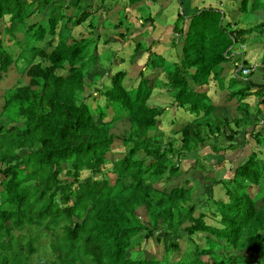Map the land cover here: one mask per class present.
<instances>
[{"label": "trees", "instance_id": "16d2710c", "mask_svg": "<svg viewBox=\"0 0 264 264\" xmlns=\"http://www.w3.org/2000/svg\"><path fill=\"white\" fill-rule=\"evenodd\" d=\"M89 1L0 0L4 21L0 74L17 65L26 78L1 94L0 264H264V113L256 118L261 108L254 106L251 114L249 104L241 101L251 94L245 79L233 90L231 84L226 87L231 88L226 99L238 101L235 116L214 115L215 105L207 95L209 80L222 83L231 45L242 42L256 26L264 33V20L253 29L235 28L213 7L177 12L170 40L176 60L150 51L148 43L142 64L163 72L164 81L150 79L136 68L137 79L130 82L127 70L110 72L114 50L105 47L96 53L99 40L103 46L110 40L106 33L94 31L97 22L91 21L95 11ZM137 1L141 0H127ZM143 1L148 5L153 0ZM238 9L264 14V0H239ZM43 10L44 17L37 18ZM30 16L33 19L25 24ZM185 17L188 22L183 27ZM87 20L90 35L71 33ZM122 21L118 15L112 28ZM147 21L151 30L150 16L140 23ZM99 22L108 29L106 18ZM121 31L116 33L125 38L133 28ZM46 35L48 40L38 45ZM8 42L19 51L13 54ZM132 42V50L119 58L129 65L143 49L141 42ZM104 49L110 51L107 56ZM257 54L261 61L264 47ZM35 57L40 61L33 62ZM102 57L108 66L105 84L100 80L103 74L86 71ZM240 63L241 73L248 63ZM87 72L96 82L87 81ZM240 73L232 74L233 83L239 82L235 79ZM159 86L166 89L171 108L194 115L173 128L167 139L157 132L163 108L148 101L152 88ZM84 87L92 91L84 94ZM255 91L262 95L261 88ZM92 94L99 95L102 103L95 97L94 106L87 103L84 99ZM259 101L264 105V98ZM116 123L123 127L114 132ZM239 134L249 152L235 168L218 176L216 167L231 166L236 157L227 151L229 145H235L233 152H241L242 146L234 140ZM247 136L256 146L250 148ZM114 142L124 150L109 159ZM205 144L210 147L206 155L216 166L193 162L190 171L182 170L178 161ZM82 171L86 173L81 175ZM196 171L203 174V182L195 177ZM216 186L225 200L214 198ZM250 186L256 188L252 195ZM202 208L217 217L219 226L204 221ZM193 235L201 236L203 244L195 243ZM180 239L188 244L181 247ZM148 240L161 244L159 257L142 255L141 242Z\"/></svg>", "mask_w": 264, "mask_h": 264}, {"label": "rangeland", "instance_id": "374dc122", "mask_svg": "<svg viewBox=\"0 0 264 264\" xmlns=\"http://www.w3.org/2000/svg\"><path fill=\"white\" fill-rule=\"evenodd\" d=\"M195 1L196 0H153L152 2H150V4L143 5L144 4L143 0L137 1L133 4L128 3L127 0H117L115 2H112L109 0V1H106V3H104L103 5H100L99 0H90L89 1L90 6H91L90 10L95 11L94 18L91 19V21L97 22V25H96V28L94 31L98 32L100 34L106 33L108 35L109 40H110V42L108 44H105L104 46L102 43H100V40H99L98 44H97L96 53H99L101 51V49L105 48V47L106 48L109 47L108 48L109 50H111V49L114 50L115 53H114L113 57L110 59V63L108 64L109 70H110V72H113V71L118 70V69L127 70V76L126 77L128 78V80L130 82H133L135 79H137V70L138 69H136V68H141V70L143 71V74L147 75V77H149L150 79L158 78V80L164 81L163 72L155 70L157 68L153 69L154 67L151 68L153 70H149L148 68H145V66H143L145 56L148 55V52L145 49H148L147 46L150 44V46H151L150 51L156 52V53L160 54L162 57H164L165 59H167L168 61L174 62L176 60L175 50L173 49L172 46H170V42H169V40H171V38H172L173 33L171 34V36L169 38H168L169 35L165 36L164 33H166V32L168 33L167 30L171 28L172 23L175 20L174 19L175 18V8L177 9V12L179 14H181L182 12L185 14H189L195 8V7H193V5L198 3L197 2L198 0L196 1V3H195ZM214 1H216V3L218 4V1H221V0H214ZM175 5L177 7H175ZM103 6H106V7L103 8ZM248 6H249V3H248ZM233 7L234 8H232V9L229 8L230 13H236V11H235L236 8H235V6H233ZM221 8L223 9V6H221ZM248 8L249 7H246V9H248ZM136 9H138L139 11ZM118 10H122V12L121 13L119 12L120 14H118L117 13ZM45 11L46 10H43L39 14H36V17L38 18V16H39L40 18H43ZM68 12H69V10H65V13H68ZM123 14L126 16V19H125V17H123L124 16ZM118 15H119L120 19L123 20L122 25L114 30L112 28V25L117 23ZM149 16L152 18L151 30L148 27L150 25L148 21L145 24L141 25L142 21L144 19L148 18ZM32 17L33 16H30L27 19H25V24L30 23L31 20L33 19ZM102 18H106L109 21V23L106 24V27L108 29H105L103 26L100 25L99 21ZM236 20H237L236 26H238V27H250L253 29L256 24H258L260 21L264 20V14L260 10H259V12L257 10H255L253 12H250L248 10L246 12H241L239 14V17ZM88 21L89 20L85 21L83 23V25L74 26L72 28L71 33L75 36H80V35L84 36V35L88 34L90 32L89 31L90 28L87 27ZM3 22H4L3 20H0V27L2 26L1 24ZM110 23H112V24H110ZM131 27L133 28V31L129 32L125 38H121L116 33L117 31L122 32L121 31L122 28L123 29L126 28L127 31H129ZM183 27H184V25H183ZM253 32L256 33L254 36H253ZM253 32H249L250 34H247V36H252V37H246L245 41H247V42L254 41V43L252 44L253 46H255L257 44L255 42H260V45L264 46V33L260 32L258 30L257 26L255 27V29H253ZM159 34H161L160 37H159ZM89 35H90V33H89ZM173 35H175V33ZM0 36H1V34H0ZM17 37L18 38L21 37L20 33H17ZM48 38H49V36L46 35L44 40L37 42V44L41 45L42 43L45 42V40H48ZM157 38H159V39L162 38V39L157 43V41L159 40V39L157 40ZM166 39H167V41H166ZM132 40L139 41V44L141 42V48H143V49H139L137 51V56L134 57L133 59L131 58L132 63L133 62L134 63L132 65L131 64L129 65L126 60L122 61L119 58L125 57L132 50V47H133ZM7 46H8V49L13 54L15 52L19 51V48H17L15 45L11 44L10 42L7 43ZM231 47L235 48L236 44H232ZM103 53L105 54V56H107L108 53H110V51L105 50ZM128 57H130V56L128 55ZM103 58L104 57H102L100 59L97 58L95 61L90 63L88 65L86 71L93 72L94 70L95 71L97 70L100 74H103V77L100 78V80L102 82H104V84H105L108 81L107 80L108 78L106 77V70H107L108 66H107V63L105 61L106 59H103ZM38 61H40L39 57H35L33 59V62H38ZM42 64H45V62H42ZM18 65L19 66L23 65V62L19 61ZM222 75H225V73H223ZM18 79L22 82L26 81L24 74L21 73L19 71V69H17V65H15V66L12 65L7 70V72L0 74V105L2 104L1 94H2L3 90L17 84ZM86 79L88 82H92V83L96 82L93 80L92 74H90L89 72L86 73ZM243 79H244V77L239 74V76L236 77V79H235L236 81H239V83H236V82L233 83L232 80L229 82L228 79H226V77H224L221 81L222 83L220 84V86H222L224 90L228 91V90H231V88H235L236 86L243 85V82H244ZM128 80H126L124 82H128ZM226 81H227V83L231 84V88L225 89L224 86H225ZM131 87H133V86H131ZM131 87H128V88H131ZM88 89L89 88L84 87V94H87L89 91H92L91 89H89V90ZM93 97L96 98V102L98 104L102 103L101 97H99V95H97V94H94V95L92 94L90 96L88 95L84 100L87 103H89L91 106H94ZM233 98H235V97H233ZM148 101L151 105H155V106L163 108L161 115L157 119V132L161 131L163 133V138L165 137V139H167L170 135H172V134H170V132L173 128H178L179 126H181L185 122L191 120L194 116L192 113H188L187 111H185L182 108H176V107L174 109L171 108L169 96L166 92V89H164L163 87H160V86L152 88ZM222 101H220V104H216V102L210 101V103L215 105V107H214L215 110H213L214 115H219V117H227L228 118V116L232 115V114H230L231 112L229 114L225 113L226 109L223 110L222 105H226V104H221ZM225 101H226V103H231L233 108L237 105L236 102L232 103L231 100L228 102L225 99ZM248 104L250 106V103H248ZM256 105H258L259 108L264 109V107H261V106H259V104H256V103H254L253 106H256ZM233 108H231V110H229V111H232ZM249 111L252 114H254L253 108H250ZM232 113L235 114L233 111H232ZM108 114H110L109 111H108ZM211 114L213 115V113H211ZM256 118H258V117L256 116ZM244 121H245V119H244ZM242 123H244V122H242ZM252 123H254V122H251V124ZM122 127H123V125H121L120 123H116L114 128H113V131L115 132L116 130H120V129H122ZM174 136L177 137L176 135H174ZM234 140L237 143L243 142V140H241V138H240V134L237 135V137H235ZM246 140L250 143L249 144L250 148H253L255 145V142L248 136H247ZM175 142L177 143V139ZM222 142L224 144H226V142L224 140ZM212 143L217 144V142H215V141ZM237 143H235V144H237ZM204 146H206V148L210 149L208 144H205ZM234 147H235V145H233V144L229 145L230 150H234ZM200 148L201 147L198 146L196 148L197 151H199ZM123 150L124 149H123L122 145L120 144V142H114L109 149L110 153H108V158L112 159L115 155L122 153ZM248 150L245 152V154L249 152ZM187 154L188 153H186L185 156L182 158L183 162L178 161V163H179V166L182 170H183V168L187 167L190 171L192 169L191 165L193 164V161L189 160V159L186 160ZM197 155H198V153H197ZM242 155H244V154H242ZM243 158H244V156L238 157L236 160H234V162L231 164V166H230V164L229 165L226 164L225 166H220V168H218V167H216V169L214 168L215 170L219 171L218 173L216 172L215 174H218V176L225 174V171L227 169H229L231 167L234 168L237 164L242 162ZM197 159H199V158L197 157ZM202 160H204V159H202ZM200 163L205 164L207 167H208V165H211L212 168H213V166H216L215 164H212V163L210 164L206 160H204L203 162H199V164ZM106 165H108V163H106ZM85 173H86L85 171H82L81 175H84ZM109 175H110V177H112L111 174H109ZM202 176H203L202 173H200L199 171H196L195 177L197 179H200ZM200 181L203 182V178H201ZM229 184L231 186L232 182H229ZM255 189H256L255 187L250 186L248 188L249 194L252 195V193L255 191ZM194 191L198 192V190H195V189H194ZM261 195H262V193L259 192L257 197H261ZM213 196H214V198L219 197L223 200L226 199V196L222 192V189L218 186H216L213 189ZM193 198H194V200H196L198 198V196L194 194ZM202 212L205 215L204 221L206 223L219 226L217 224V221H216L217 217L209 216L208 212L205 211L204 208H202ZM41 236H40L41 242H44L45 237L44 236L41 237ZM192 240L197 244H201V245L203 244V238L199 235H193ZM179 244L181 247H183V246L185 247L188 244V240L180 239ZM141 246L143 249L142 252H144V253H142V255L143 256L145 255L146 257H150V255H155L156 257H159L161 249H162L161 244L160 243H154L153 240H148L145 243L141 242Z\"/></svg>", "mask_w": 264, "mask_h": 264}, {"label": "crops", "instance_id": "0c3cea01", "mask_svg": "<svg viewBox=\"0 0 264 264\" xmlns=\"http://www.w3.org/2000/svg\"><path fill=\"white\" fill-rule=\"evenodd\" d=\"M196 1H195V3H196ZM197 2L198 3L197 4H194L193 7L194 6H198V7H208L209 6V7H213L215 9H218L219 11H221L223 13L224 21H227V22L232 23L235 28H245V27H238V26H236V23H237V20L236 19L239 17V14L241 13V11L238 9L239 0H221V1H218V4L214 0H198ZM221 6H223V9L221 8ZM233 6H235V8H236V10H235L236 13H230V9L234 8ZM175 7H177V6L175 5ZM246 11H248V10H246ZM257 11L259 12V10H257ZM176 14H177V9L175 8V17H176ZM187 22H188V17H185L184 20L181 23H183V25L185 26ZM234 23H235V25H234ZM172 25H173V23H172ZM167 31H168V33L166 32V33H164V35L165 36L166 35L167 36L169 35L168 36V38H169L171 36V34H172V26ZM251 32H253V31H251ZM247 34H250V33L248 32V33L244 34V39H243L242 42H240V43L239 42L238 43L237 42L234 43V44H236V47L235 48L234 47L231 48L232 50L229 53V57L227 58V61L225 62L224 66H223V71H224V73H225L226 76L225 75H222V74L220 76L222 77V79L224 77H226V79H228V81L230 82L232 80L231 79L232 74H235L237 71H239V73H240V70H239L240 67H241V65H240L241 63L240 62L242 60H244V61H246L248 63L247 65H244V66L246 68H249L250 71L245 76H243V75L242 76L245 79L244 81H246L248 83L247 85L249 86V92H251V94H249L248 96L244 97L241 101L242 102H246V103H250V107L247 109L249 111L250 108H253L254 107L253 106L254 103H256L257 101L261 100V98H264L263 69H262V67H260L262 65L261 64L262 61L264 63V58L260 61V58H259V56L257 54V50L260 47H264V46L263 45L261 46L260 45V42H255L257 44L255 46H253L252 44L254 43V41H251V42L245 41V38L246 37H252V36H247ZM255 34L256 33L253 32V36ZM160 36H161V34H159V37ZM172 36H173V34H172ZM158 39L159 38H157V40ZM161 39L162 38H160L157 41V43ZM166 41H167V39H166ZM169 42H170V40H169ZM253 65H255V67L252 69V66ZM240 75H241V73H240ZM236 83H239V82H236ZM228 85H230V83H227V81H226L225 82V86H224L225 89H226V87ZM258 88H261L262 89V91H261V94L262 95H258V93L255 91ZM233 89L234 88H232V90ZM227 92L228 91L224 90L223 87H220L217 83H215L214 80H212V81L209 80L208 86H207V95L209 96V98L211 99V101L212 102H216V104H220V101L223 100L221 104H226V105H222L223 110L226 109L225 110V113L226 114H229L231 112L230 114H233L232 113V111H233L236 114L235 108H236L237 105L233 108L231 103H226V101H225ZM230 100H231L232 103L233 102L238 103L236 97L235 98L232 97V98L228 99L227 101L229 102ZM259 103H260V101H259ZM262 105L263 104H261V103L259 104V106L264 107V105L263 106ZM231 108H233V110L232 111H229V110H231ZM261 110H262V114L259 115V117L257 116L258 118H260V116H262L263 113H264V109H261ZM235 114H233V115H235ZM238 144L242 146V143H238ZM248 149H249V146L248 145H243L242 148H241V152L240 153H238V152L235 153V152H233V150H230V149H227V151L229 153H233V154L236 155V157L234 158V160H236L240 156H244L243 160H245V157H246L245 152ZM208 150H209V148H206V146L203 145L200 148L199 151H197V149H195L193 151L188 152L187 158L190 159V160H192L193 162H195L197 164H199V162H203L204 160L208 161L211 164V163H213V160L210 159V157L208 155H206V153H208ZM196 152L198 153V155H197ZM242 154H244V155H242ZM197 157L199 159H197ZM202 159H204V160H202ZM234 160H233V162H234ZM201 164H203V163H201ZM225 165H226V163L224 165H222V166H225ZM204 166H206V165L204 164Z\"/></svg>", "mask_w": 264, "mask_h": 264}, {"label": "built area", "instance_id": "2783aa9c", "mask_svg": "<svg viewBox=\"0 0 264 264\" xmlns=\"http://www.w3.org/2000/svg\"><path fill=\"white\" fill-rule=\"evenodd\" d=\"M254 67H255V65L252 66V69H253ZM262 69H263V81H264V65H263ZM249 71H250L249 68H242V69H241V73H242V74H246V73H248Z\"/></svg>", "mask_w": 264, "mask_h": 264}, {"label": "water", "instance_id": "95a60500", "mask_svg": "<svg viewBox=\"0 0 264 264\" xmlns=\"http://www.w3.org/2000/svg\"><path fill=\"white\" fill-rule=\"evenodd\" d=\"M235 168V167H234Z\"/></svg>", "mask_w": 264, "mask_h": 264}]
</instances>
